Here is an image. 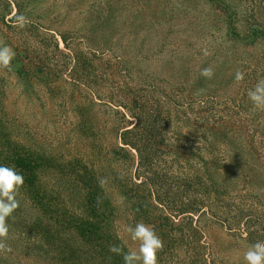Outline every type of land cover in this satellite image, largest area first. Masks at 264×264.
<instances>
[{"label": "trees", "instance_id": "trees-1", "mask_svg": "<svg viewBox=\"0 0 264 264\" xmlns=\"http://www.w3.org/2000/svg\"><path fill=\"white\" fill-rule=\"evenodd\" d=\"M2 1L0 23L12 30L11 38L14 39L7 40L5 44L16 53L8 71L16 76L19 83L26 88L29 84L42 85L54 95L67 84L72 93L83 87L91 97L103 96L100 86L107 82L105 77L109 68L103 66L101 53L84 51L73 40L75 38L60 34L62 48L54 33L28 18L26 26L18 28L15 25L17 13L12 14L9 0ZM206 1L225 25V36L229 39L240 36L243 28L232 3L229 0ZM251 1L255 5L264 2ZM89 25L88 31L94 30L95 25ZM244 32L243 39H253L263 36L264 28L249 25ZM63 49L68 51L65 55L69 58L67 62L58 57ZM2 80L0 76V165L13 167L22 174L24 184L16 196L19 207L7 220L9 233L6 243L12 251L0 254V264H124L121 255L109 251L112 245L120 246L124 252L131 251L116 231V220L122 212L131 227L138 222L154 227L164 243L158 252V264H206L212 250L208 241L202 239L206 240L204 229L209 223L218 224L249 243L264 242L261 217L248 215L237 220L233 206L228 208L232 202L228 200L225 209L222 207V198L228 195L227 180L243 176L244 186L248 183L249 163L258 160L264 166V138L254 136V125H245V133H249L251 139L238 144L240 147L246 144L244 156L223 157L220 154L215 157L212 154L208 159L197 157L203 143L207 147L216 142L220 146L218 150L223 152L221 148L232 144L230 135L239 132L240 126L235 121L211 122V118L215 120L219 115L213 112L214 107L207 104L200 109H207L209 116L203 110L199 115L190 116L184 108L182 114L185 118L193 119L200 127L192 134L187 133L188 148L196 151L194 155L187 147L167 138L168 132L165 135L167 127L172 124L171 118H179V110L168 109L156 99L152 102L149 96L135 98L131 91L121 97L117 91L121 86H117L109 100L99 99L105 100L115 115L122 117L120 122L114 124V119L111 123L110 129L116 138L113 145H102L99 131L87 118L84 105L74 107L80 117L72 127L66 125L63 130L43 128L37 135L23 131L18 122H11L7 117ZM182 101L189 104V101ZM205 103L207 101L202 105ZM234 105L231 109L239 110ZM129 116L135 118V122L129 120ZM58 119L65 121L66 115H60ZM76 133L85 135L96 148L87 152L89 161L83 159L86 155L71 157L67 151L66 145ZM182 136L184 139L185 134ZM168 153L174 155V163L179 161L184 166L191 163L192 170L189 174L182 172L187 175L182 176L178 205L166 206L158 196V190L152 187L151 176L154 177L161 155ZM193 156L196 159H192ZM135 158L137 177L128 178L116 171L121 164H128ZM140 170L145 175L139 174ZM193 176L195 180H192ZM173 185L178 188L176 181ZM109 188L123 196L121 204L115 202ZM194 189L200 191L192 194Z\"/></svg>", "mask_w": 264, "mask_h": 264}, {"label": "rangeland", "instance_id": "rangeland-1", "mask_svg": "<svg viewBox=\"0 0 264 264\" xmlns=\"http://www.w3.org/2000/svg\"><path fill=\"white\" fill-rule=\"evenodd\" d=\"M229 1L235 7L236 17L243 28L241 35L233 39L225 36V25L206 0H9L12 14H22L54 33L62 48L60 34L69 39L75 38L73 40L84 51L101 53L103 66L109 68V73L105 77L107 82L99 88L103 96L91 97L83 87L72 93L67 84L62 85L55 95L49 94L39 84H29L26 88L12 72L0 69V76L4 79L1 83L7 117L11 122H18L23 131L39 135L43 128L58 127L63 130L66 125L72 127L80 117L74 107L84 105L87 118L99 131L102 145L109 147L116 142L115 133L110 129L112 120L115 119V124L122 117L115 115L105 100H109L110 94H114L116 87L121 86L117 89L121 97L131 91L135 98L149 96L152 102L156 99L168 109L179 110V118H171L172 124L167 127L165 135L168 132L167 138L187 147L191 154L196 151L188 148L187 135L194 133L195 129L200 130V127L193 119H186L182 110L185 112L186 108L190 116L199 115L203 110L209 116L207 109L204 111L200 107L206 104L214 107L213 112L218 113L219 118H211V122L235 121L240 130L230 135L232 144L221 148L223 152L218 150L220 146L216 142L207 147L203 143L201 150L197 151V157L208 159L220 154L223 157L244 156L246 144L242 147L238 144L251 139V135L245 133V125H254V136L264 138V110H257L248 98V91L254 88L259 79L264 78V35L243 39L244 30L249 25L264 28V2L255 5L251 0ZM2 2L0 0V10ZM91 23L95 25L94 30L88 31ZM11 31L0 23V40L4 43L14 40ZM67 52L63 49L58 57L67 62ZM68 64L71 67L72 62ZM209 67L214 71L210 80L200 75L202 69ZM237 70L244 73V79L239 83L235 81ZM182 100L189 101V104ZM204 101L207 103L202 105ZM229 103L235 104L239 110L231 109L233 104L227 110ZM117 109L122 111V108ZM60 115H66L65 121L58 119ZM129 120L135 122V118L130 116ZM76 134L68 141L67 151L71 157L86 155L83 159L89 161L87 152L96 148L85 135ZM182 134H185L184 139ZM45 139L43 141L46 143ZM174 159L170 153L162 154L160 163L154 169V177L151 176V185L158 190V196L166 206L178 205L182 176L192 170L191 163L184 166L179 161L174 163ZM192 159L196 158L193 156ZM249 164L246 185L243 186V176L227 180L228 195L223 196L225 200L222 198V207L225 209V202L229 200L232 203L228 208L233 206V215L237 214V220L248 215L259 216L264 224V166L258 160ZM136 166L135 158L128 164H121L116 171L128 178L137 177ZM139 174L145 175V172L140 170ZM195 179L193 176L192 180ZM174 181L178 188L173 185ZM115 191L109 188L115 202L121 204L123 196ZM199 191L194 189L191 193ZM125 220V214L120 213L116 220V231L131 251L138 250L139 244L131 239ZM204 230L207 237L202 240L208 241L212 250L206 264H246L244 253L253 243L241 240L235 233L215 223L207 224ZM180 254L182 257V249Z\"/></svg>", "mask_w": 264, "mask_h": 264}, {"label": "clouds", "instance_id": "clouds-1", "mask_svg": "<svg viewBox=\"0 0 264 264\" xmlns=\"http://www.w3.org/2000/svg\"><path fill=\"white\" fill-rule=\"evenodd\" d=\"M16 25L23 28L28 23L27 18L20 14L15 16ZM207 54V52H205ZM15 51L0 40V69L11 70V61L15 58ZM206 79H212L214 71L211 67L204 68L200 73ZM244 73L237 70L235 81H243ZM248 98L257 110H264V78L257 81L254 88L248 91ZM101 183H104L101 180ZM24 184V177L13 167L0 165V254H7L12 251L6 243L9 228L7 220L19 207L16 199L20 187ZM127 232L131 239L138 242V250L124 252L118 245L109 247V251L121 255L124 264H158L157 253L164 247L162 239L157 235L153 226L138 222L135 227L129 226ZM246 264H264V242H255L248 246L244 253Z\"/></svg>", "mask_w": 264, "mask_h": 264}]
</instances>
